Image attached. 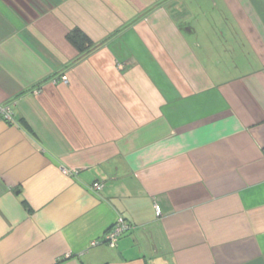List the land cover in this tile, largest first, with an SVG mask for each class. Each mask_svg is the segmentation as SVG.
Returning a JSON list of instances; mask_svg holds the SVG:
<instances>
[{
  "label": "crops",
  "instance_id": "crops-1",
  "mask_svg": "<svg viewBox=\"0 0 264 264\" xmlns=\"http://www.w3.org/2000/svg\"><path fill=\"white\" fill-rule=\"evenodd\" d=\"M0 103V264H264V0H0Z\"/></svg>",
  "mask_w": 264,
  "mask_h": 264
},
{
  "label": "built area",
  "instance_id": "built-area-1",
  "mask_svg": "<svg viewBox=\"0 0 264 264\" xmlns=\"http://www.w3.org/2000/svg\"><path fill=\"white\" fill-rule=\"evenodd\" d=\"M65 83L68 82V76L63 75L61 78ZM56 82V79L54 80ZM6 121V122H12L13 121V113L12 109L9 105H4L0 103V122ZM66 172H69L65 169ZM92 188L94 190H102L103 189V183L100 181H96L93 183ZM156 212L158 215H161V206L159 204H156ZM131 228V225L123 218H120L119 221L116 223V225L109 230V232L106 233L107 242L111 246H116L118 243L119 238L121 235L128 231ZM97 242H94L93 244H96Z\"/></svg>",
  "mask_w": 264,
  "mask_h": 264
},
{
  "label": "trees",
  "instance_id": "trees-1",
  "mask_svg": "<svg viewBox=\"0 0 264 264\" xmlns=\"http://www.w3.org/2000/svg\"><path fill=\"white\" fill-rule=\"evenodd\" d=\"M70 42L79 50H85V42L88 41L87 35L78 27L71 29L67 35Z\"/></svg>",
  "mask_w": 264,
  "mask_h": 264
}]
</instances>
